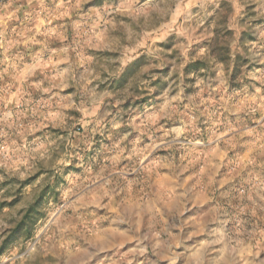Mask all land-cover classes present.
<instances>
[{"label":"rangeland","instance_id":"1","mask_svg":"<svg viewBox=\"0 0 264 264\" xmlns=\"http://www.w3.org/2000/svg\"><path fill=\"white\" fill-rule=\"evenodd\" d=\"M0 264H264V0H0Z\"/></svg>","mask_w":264,"mask_h":264},{"label":"trees","instance_id":"2","mask_svg":"<svg viewBox=\"0 0 264 264\" xmlns=\"http://www.w3.org/2000/svg\"><path fill=\"white\" fill-rule=\"evenodd\" d=\"M213 54V53H212ZM239 60V58L237 59V61ZM200 64H202V62H200V61H197V62H195V63H193V65L195 66V67H197L198 65H200Z\"/></svg>","mask_w":264,"mask_h":264}]
</instances>
